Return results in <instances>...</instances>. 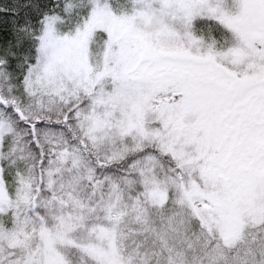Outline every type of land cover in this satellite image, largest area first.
I'll list each match as a JSON object with an SVG mask.
<instances>
[{
  "label": "snow or ice",
  "instance_id": "6c2138e0",
  "mask_svg": "<svg viewBox=\"0 0 264 264\" xmlns=\"http://www.w3.org/2000/svg\"><path fill=\"white\" fill-rule=\"evenodd\" d=\"M0 264H264V0H0Z\"/></svg>",
  "mask_w": 264,
  "mask_h": 264
}]
</instances>
